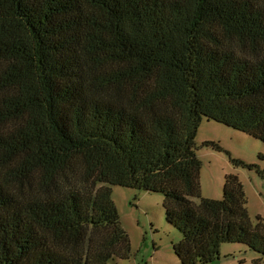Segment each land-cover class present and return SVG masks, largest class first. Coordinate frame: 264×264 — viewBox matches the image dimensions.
<instances>
[{"label": "trees", "instance_id": "16d2710c", "mask_svg": "<svg viewBox=\"0 0 264 264\" xmlns=\"http://www.w3.org/2000/svg\"><path fill=\"white\" fill-rule=\"evenodd\" d=\"M202 119L264 143V0H0V264L127 260L112 186L163 196L180 264H264L238 177L200 195Z\"/></svg>", "mask_w": 264, "mask_h": 264}, {"label": "rangeland", "instance_id": "374dc122", "mask_svg": "<svg viewBox=\"0 0 264 264\" xmlns=\"http://www.w3.org/2000/svg\"><path fill=\"white\" fill-rule=\"evenodd\" d=\"M194 141L195 153L201 162V197L221 200L225 175H236L243 186L250 222L255 225L259 217L264 222V143L207 119L200 122ZM209 143L218 144L221 150H213ZM230 159L246 167H234ZM111 189L120 227L130 242V256L107 264H180L172 243L180 240L181 233L165 220L163 196L119 186ZM258 257L259 254L243 244L224 243L218 260L210 264H251Z\"/></svg>", "mask_w": 264, "mask_h": 264}]
</instances>
